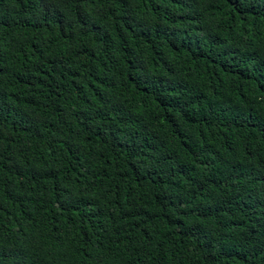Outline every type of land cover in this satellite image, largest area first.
<instances>
[{"label":"trees","instance_id":"16d2710c","mask_svg":"<svg viewBox=\"0 0 264 264\" xmlns=\"http://www.w3.org/2000/svg\"><path fill=\"white\" fill-rule=\"evenodd\" d=\"M0 264H264V0H0Z\"/></svg>","mask_w":264,"mask_h":264}]
</instances>
